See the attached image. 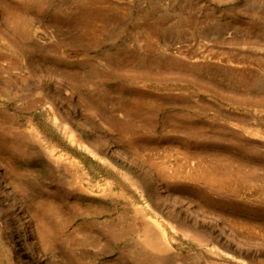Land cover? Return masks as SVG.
Returning a JSON list of instances; mask_svg holds the SVG:
<instances>
[{
  "label": "rangeland",
  "instance_id": "obj_1",
  "mask_svg": "<svg viewBox=\"0 0 264 264\" xmlns=\"http://www.w3.org/2000/svg\"><path fill=\"white\" fill-rule=\"evenodd\" d=\"M0 176V264H264V0H0Z\"/></svg>",
  "mask_w": 264,
  "mask_h": 264
},
{
  "label": "bare ground",
  "instance_id": "obj_2",
  "mask_svg": "<svg viewBox=\"0 0 264 264\" xmlns=\"http://www.w3.org/2000/svg\"><path fill=\"white\" fill-rule=\"evenodd\" d=\"M13 140L20 141L19 132ZM15 141H12L8 147L12 149V152H18V148L14 144ZM52 155V154H51ZM53 160V159H52ZM2 179V176H0ZM77 182V178H75ZM15 198V197H14ZM29 238L31 244L33 245V234L29 231ZM142 243L145 248L143 256L140 258L139 262H144L147 264H160L161 258L159 257L164 251L168 250V245L166 242L165 233L160 231L154 223H146V232L145 235L142 237ZM35 248L34 246L32 247Z\"/></svg>",
  "mask_w": 264,
  "mask_h": 264
}]
</instances>
